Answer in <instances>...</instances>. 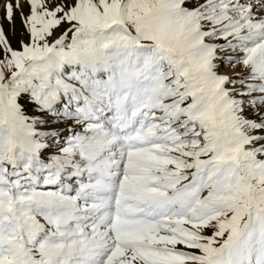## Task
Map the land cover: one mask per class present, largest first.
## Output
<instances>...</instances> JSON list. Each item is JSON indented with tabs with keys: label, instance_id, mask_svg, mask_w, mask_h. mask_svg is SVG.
<instances>
[{
	"label": "snow or ice",
	"instance_id": "6c2138e0",
	"mask_svg": "<svg viewBox=\"0 0 264 264\" xmlns=\"http://www.w3.org/2000/svg\"><path fill=\"white\" fill-rule=\"evenodd\" d=\"M0 264H264V0H0Z\"/></svg>",
	"mask_w": 264,
	"mask_h": 264
},
{
	"label": "rangeland",
	"instance_id": "374dc122",
	"mask_svg": "<svg viewBox=\"0 0 264 264\" xmlns=\"http://www.w3.org/2000/svg\"><path fill=\"white\" fill-rule=\"evenodd\" d=\"M17 34H19V20H17ZM13 42L15 43V40Z\"/></svg>",
	"mask_w": 264,
	"mask_h": 264
}]
</instances>
